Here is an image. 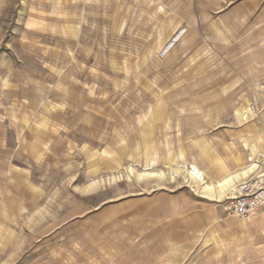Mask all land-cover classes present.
Wrapping results in <instances>:
<instances>
[{
  "label": "rangeland",
  "instance_id": "rangeland-1",
  "mask_svg": "<svg viewBox=\"0 0 264 264\" xmlns=\"http://www.w3.org/2000/svg\"><path fill=\"white\" fill-rule=\"evenodd\" d=\"M0 8V264H60L51 248L78 222L81 230L91 206L161 190L204 196L197 185L223 160L220 131L239 119L232 110L264 114V82L243 84L253 72L264 77V0H2ZM194 163L202 180L189 174ZM244 180L215 203L226 215L225 198ZM212 242L174 253V262L264 264V252L237 259L235 244L219 252Z\"/></svg>",
  "mask_w": 264,
  "mask_h": 264
},
{
  "label": "crops",
  "instance_id": "crops-1",
  "mask_svg": "<svg viewBox=\"0 0 264 264\" xmlns=\"http://www.w3.org/2000/svg\"><path fill=\"white\" fill-rule=\"evenodd\" d=\"M1 2L2 0L0 6ZM251 35L254 39L248 43L255 54L258 49L255 40L257 37L254 33ZM255 67L253 63L252 68ZM243 79V84L248 86L264 82V77H259L254 72L252 76ZM221 81L222 84L229 83L228 78H221ZM240 83L239 77L232 82ZM249 92L254 93L255 90L249 87ZM234 111H237L236 116L239 117L237 124L223 127L220 131V152L223 160L216 164L219 167L212 174H204L205 188L197 185L204 196L184 190H161L151 194H138L116 205L91 206L93 210L87 212L81 230H78V222L76 231L62 237L59 249L51 248L53 254L61 255L54 259L60 264H69L67 261L70 258L75 259L77 264L84 260L91 261V264H106V260L112 261L111 264H177L174 262V253L185 254L196 243L203 241L207 244L212 239L211 246L220 245L216 248L219 252L224 250L223 244L229 242L235 244L233 252L237 259L244 252L249 260L257 259V254L264 252V208L254 217L242 219L231 214L226 215L215 204L219 196L234 184L246 178H258L260 172L261 177L264 175V114L260 116L252 109L242 113L239 109L232 110ZM39 142L38 138L30 140L31 148H38ZM253 164L257 165L255 169L246 176L241 174L233 184L227 185L223 191L220 190V183L225 179L249 169ZM193 165L199 167L198 163ZM206 177L211 180L208 181ZM207 185L213 186L214 190H208ZM32 200L36 202V197ZM85 211L83 208L76 214L81 215ZM85 222L90 226L85 225ZM66 228L61 227L68 230L69 225ZM107 233L114 239H111L113 242L105 244L100 239ZM122 233L125 234V239L121 238ZM182 245L186 247L185 251L181 249ZM118 247L123 251L117 250ZM103 250L105 252L101 254ZM194 252L196 253H192ZM180 258L181 256H177L178 261Z\"/></svg>",
  "mask_w": 264,
  "mask_h": 264
},
{
  "label": "built area",
  "instance_id": "built-area-1",
  "mask_svg": "<svg viewBox=\"0 0 264 264\" xmlns=\"http://www.w3.org/2000/svg\"><path fill=\"white\" fill-rule=\"evenodd\" d=\"M224 208L238 218L254 217L264 208V184L258 178L245 179L234 194L225 198Z\"/></svg>",
  "mask_w": 264,
  "mask_h": 264
},
{
  "label": "bare ground",
  "instance_id": "bare-ground-1",
  "mask_svg": "<svg viewBox=\"0 0 264 264\" xmlns=\"http://www.w3.org/2000/svg\"><path fill=\"white\" fill-rule=\"evenodd\" d=\"M255 167H257V165L253 164L249 169H246L245 171H243L239 174H236L234 176L228 177L222 183H220V186H219L220 190L221 191L225 190L226 187H228L227 185L233 184L235 182V180L238 179L241 174L246 176L248 174V172L255 169ZM130 171H132V169ZM189 174H190L191 178L194 179L195 181L200 180V179L202 180V178H203V172L199 169V167H197L195 165H192V167L189 170ZM206 188L208 190H214V187L211 185H207Z\"/></svg>",
  "mask_w": 264,
  "mask_h": 264
}]
</instances>
